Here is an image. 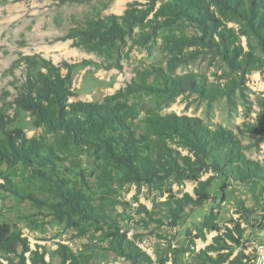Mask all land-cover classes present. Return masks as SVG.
Listing matches in <instances>:
<instances>
[{
  "label": "rangeland",
  "instance_id": "rangeland-1",
  "mask_svg": "<svg viewBox=\"0 0 264 264\" xmlns=\"http://www.w3.org/2000/svg\"><path fill=\"white\" fill-rule=\"evenodd\" d=\"M151 1L90 0L60 5L55 0H0V115L5 129H20L28 140L51 144V137L34 127L29 114L12 103L15 91L11 84L19 83L23 75L22 64L16 62L21 55L37 54L55 65H76L72 72L76 97L72 101L98 104L138 80L139 73H151L147 83H154V71L169 73L168 62L176 54L180 62L173 75H191L204 91L182 90L174 96L158 91L131 97L129 102L138 112L133 122L136 137L144 133L148 111L197 117L212 130L234 132L244 155L263 169L264 42L243 34L240 24L225 22L220 16L224 26L233 31L232 41L237 47L228 54L191 43L179 44L201 36L195 24L180 21L156 30L134 27L112 58L88 53L63 40L70 29L89 19L123 15L133 2L137 10L151 9L146 23L169 0H154L153 7ZM169 146L191 157L177 140ZM78 159L80 168L72 163ZM99 175L87 154H58L55 158L41 151L25 163H0V223L19 232L27 245V250L18 246L14 253L0 251V264H61L64 253L81 257L82 264H202L198 254L214 245L217 236L223 245L220 254L228 261L264 264L263 180L235 181L203 167L199 179L209 181V200L199 207H185L174 223L167 210V192L171 190L178 198L185 193L193 196L196 182L184 180L179 184L174 175L165 178L162 185L127 182L114 171L111 188L107 189ZM57 181L83 192L92 207L98 208L96 224L82 221L83 231L73 226L70 218L77 220V215L52 192ZM211 213L221 231L203 229L204 238H199L201 225ZM116 232L124 240L115 241L112 234ZM133 245L149 259L137 254ZM208 255L216 258L217 253ZM206 264L213 263L207 260Z\"/></svg>",
  "mask_w": 264,
  "mask_h": 264
},
{
  "label": "trees",
  "instance_id": "trees-1",
  "mask_svg": "<svg viewBox=\"0 0 264 264\" xmlns=\"http://www.w3.org/2000/svg\"><path fill=\"white\" fill-rule=\"evenodd\" d=\"M55 1L63 5L90 0ZM151 3L153 7L154 0ZM136 4L129 3L121 16L89 19L82 26L70 29L63 40H70L72 47L88 53L112 58L118 54L134 27H150L154 30L180 21L195 24L201 36L178 41L179 44L215 48L222 54L236 52L237 47L232 41L234 33L224 26L221 16L225 22L240 24L246 36L252 35L258 42H264V0H169L162 3L153 19L146 23L144 21L151 9L137 10ZM179 60L176 54L169 60V73L156 69L154 83H147L151 73H139L138 80H132L125 88L97 104L72 101L76 97L72 79L76 65L65 62L55 65L37 54L21 55L16 62L22 64L23 75L19 83L11 84L15 91L12 103L17 110L29 114L34 127L42 128L45 135L51 137V144L48 146L28 140L20 129L6 130L4 117L0 115V135L4 136L0 139V163L5 162L10 166L16 161L25 163L41 151L55 158L58 154L68 156L78 153L87 154L93 159L100 171L99 179L107 189L111 188L114 171L120 172L122 180L127 182L154 181L162 185V181L172 175L179 184L184 180L196 182L193 196L185 193L178 198L171 190L167 192L170 194L167 210L174 223L180 219L185 207H199L209 200V181L199 179L203 167L235 181L258 178L264 182V165L261 169L244 155L239 137L224 128L212 130L200 118L148 111L144 120V133L136 137L133 122L138 112L129 102L131 97L158 91L170 96L182 90L204 91L191 75H173ZM115 68L120 70L121 66L116 65ZM172 140H177L191 157L182 156L172 149L169 146ZM49 162L54 168V163ZM72 163L73 166L74 163L79 164L80 168L79 159ZM52 192L77 215V220L70 218V221L79 231L84 230L82 221L96 224L94 218L98 215V208L92 207L83 192H76L74 187L64 186L59 181L52 185ZM203 229L207 232L221 231L212 213L204 219L199 238H204ZM20 236L11 226L0 223V251L14 253L18 246L27 250L26 241ZM226 236L235 240L228 234ZM112 237L117 242L124 240L118 232ZM220 238L214 237V245H209L206 251L198 254L202 264H206L207 260L213 264H240L238 259L228 261L225 255L220 254L223 247ZM126 243L130 244L128 241ZM132 248L142 258L149 259L134 245ZM211 251L217 253L216 258L208 255ZM80 258L64 253L61 264H82Z\"/></svg>",
  "mask_w": 264,
  "mask_h": 264
}]
</instances>
